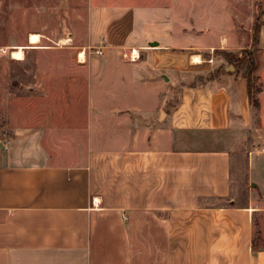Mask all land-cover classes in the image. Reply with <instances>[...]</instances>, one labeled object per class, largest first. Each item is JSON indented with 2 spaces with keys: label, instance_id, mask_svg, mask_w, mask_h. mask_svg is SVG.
I'll use <instances>...</instances> for the list:
<instances>
[{
  "label": "crops",
  "instance_id": "1",
  "mask_svg": "<svg viewBox=\"0 0 264 264\" xmlns=\"http://www.w3.org/2000/svg\"><path fill=\"white\" fill-rule=\"evenodd\" d=\"M122 11L132 25L114 44L98 22L111 8L92 6L106 55L81 51L62 70L82 106L18 125L0 152V264H264V61L256 113L242 69L200 71L203 50L174 46L172 26L160 34L143 26L147 9ZM221 132L224 144L184 138ZM241 176L254 188L236 202Z\"/></svg>",
  "mask_w": 264,
  "mask_h": 264
},
{
  "label": "rangeland",
  "instance_id": "2",
  "mask_svg": "<svg viewBox=\"0 0 264 264\" xmlns=\"http://www.w3.org/2000/svg\"><path fill=\"white\" fill-rule=\"evenodd\" d=\"M92 6H99L101 11L111 8L112 14L105 17L100 14L98 22L111 32L114 44L123 41L122 35L124 38V32L132 25L130 9H147L143 26L152 25L160 34L167 30V24L172 26L174 46L189 45L203 50L206 60L198 66L208 74L216 60L243 70L242 65L229 62L223 52L240 53L249 49L257 17L264 19V0H0V152L7 148L18 125L37 124L39 118L55 122L61 109L62 114L69 105L82 106L84 96L68 91L80 88V83L72 86L60 76L63 69H68L64 74L69 73L72 59L87 60L85 53L80 55L81 51L97 56L93 51L101 48L106 55V40L103 38L98 43L91 40ZM116 7L118 13L113 11ZM122 9H127L129 16ZM32 44L37 45L32 47ZM17 47H24L23 60L11 56ZM133 50L136 49L125 51L123 56L132 60ZM258 50L263 63L262 52ZM260 85L258 80L257 86ZM68 115L63 112L61 117ZM228 137L225 132L215 136L212 133L184 135L191 141L212 140L223 144ZM77 145L82 150L84 145L81 142ZM238 164L235 159L234 166ZM252 188L241 176L234 184L232 197L236 202H245ZM228 200L230 197L223 202ZM260 221L264 238V212Z\"/></svg>",
  "mask_w": 264,
  "mask_h": 264
},
{
  "label": "trees",
  "instance_id": "3",
  "mask_svg": "<svg viewBox=\"0 0 264 264\" xmlns=\"http://www.w3.org/2000/svg\"><path fill=\"white\" fill-rule=\"evenodd\" d=\"M264 26V19L260 16L257 17L253 29H252V42L249 49L244 50L240 53L235 52H223L227 60L235 65L243 67V75L248 81V92L251 105L253 106L256 113L260 110V100L257 96L258 91L261 89L257 86L259 76L258 72L262 65L260 61V56L257 54L259 51V42L261 29ZM238 67V66H237ZM260 246L255 243L254 248H259Z\"/></svg>",
  "mask_w": 264,
  "mask_h": 264
},
{
  "label": "bare ground",
  "instance_id": "4",
  "mask_svg": "<svg viewBox=\"0 0 264 264\" xmlns=\"http://www.w3.org/2000/svg\"><path fill=\"white\" fill-rule=\"evenodd\" d=\"M11 56L16 59H22L24 57V47H17L16 49L12 50ZM201 60L202 59L200 55L197 54L194 56L195 62H200Z\"/></svg>",
  "mask_w": 264,
  "mask_h": 264
},
{
  "label": "built area",
  "instance_id": "5",
  "mask_svg": "<svg viewBox=\"0 0 264 264\" xmlns=\"http://www.w3.org/2000/svg\"><path fill=\"white\" fill-rule=\"evenodd\" d=\"M95 53L99 54V55H104V51L103 49L101 48H98V49H95ZM81 55V54H80ZM140 57V54L136 51V50H133L132 53H131V56L130 58L132 60H136ZM262 150L264 151V147L262 148Z\"/></svg>",
  "mask_w": 264,
  "mask_h": 264
},
{
  "label": "water",
  "instance_id": "6",
  "mask_svg": "<svg viewBox=\"0 0 264 264\" xmlns=\"http://www.w3.org/2000/svg\"><path fill=\"white\" fill-rule=\"evenodd\" d=\"M255 185V184H254Z\"/></svg>",
  "mask_w": 264,
  "mask_h": 264
}]
</instances>
